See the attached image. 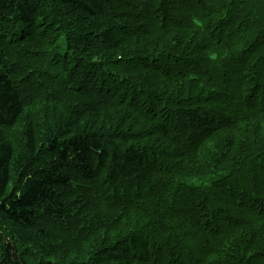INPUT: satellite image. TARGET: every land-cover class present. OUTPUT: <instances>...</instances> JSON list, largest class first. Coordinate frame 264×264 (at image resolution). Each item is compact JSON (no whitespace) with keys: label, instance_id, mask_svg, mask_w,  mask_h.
I'll return each mask as SVG.
<instances>
[{"label":"trees","instance_id":"trees-1","mask_svg":"<svg viewBox=\"0 0 264 264\" xmlns=\"http://www.w3.org/2000/svg\"><path fill=\"white\" fill-rule=\"evenodd\" d=\"M0 264H264V0H0Z\"/></svg>","mask_w":264,"mask_h":264},{"label":"rangeland","instance_id":"rangeland-1","mask_svg":"<svg viewBox=\"0 0 264 264\" xmlns=\"http://www.w3.org/2000/svg\"><path fill=\"white\" fill-rule=\"evenodd\" d=\"M0 233H2V230L0 229Z\"/></svg>","mask_w":264,"mask_h":264}]
</instances>
